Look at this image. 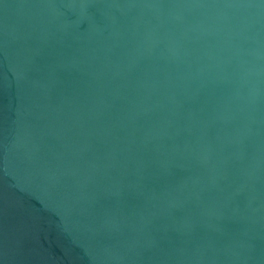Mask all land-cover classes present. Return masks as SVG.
<instances>
[{
    "label": "water",
    "instance_id": "obj_1",
    "mask_svg": "<svg viewBox=\"0 0 264 264\" xmlns=\"http://www.w3.org/2000/svg\"><path fill=\"white\" fill-rule=\"evenodd\" d=\"M0 264H264V0H0Z\"/></svg>",
    "mask_w": 264,
    "mask_h": 264
}]
</instances>
